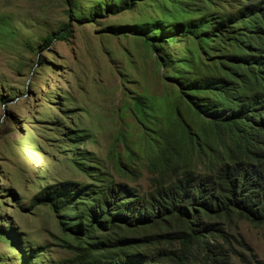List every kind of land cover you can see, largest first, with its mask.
<instances>
[{"label":"rangeland","instance_id":"1","mask_svg":"<svg viewBox=\"0 0 264 264\" xmlns=\"http://www.w3.org/2000/svg\"><path fill=\"white\" fill-rule=\"evenodd\" d=\"M98 1L73 0L69 8L64 0H0V264H19L24 253L20 248L40 250L26 264H51L70 254L60 245L65 236L57 215L46 205H31L30 198L55 181H89L70 161L74 130L90 136L78 146L92 151L115 181L145 189L152 174L146 169L151 154L145 151L142 134L158 139L152 130H163L175 107L190 123L193 120L175 83L164 77L173 71L160 65L156 56L163 55L173 67L191 55L195 62H204L202 46L210 43L176 32L172 40L166 36L155 42L156 53L130 29L112 27L159 18L161 13L198 19L212 6L225 2L223 6L231 7L224 0H136L131 9L112 13L101 7L94 13ZM89 9L91 21H84V13L82 19L76 17L78 11ZM63 24L68 30L65 39L42 41ZM198 32L200 37L211 35L205 28ZM136 94L146 100L144 110L154 114L156 123L135 115L131 99ZM190 132L192 139L180 138L176 145L174 167L190 164L202 170L205 142L216 146L224 134L219 129V137H210L206 131L200 140ZM109 148L133 167L135 175L125 177L114 170ZM228 232L236 253L227 264H264V222L235 219Z\"/></svg>","mask_w":264,"mask_h":264},{"label":"trees","instance_id":"2","mask_svg":"<svg viewBox=\"0 0 264 264\" xmlns=\"http://www.w3.org/2000/svg\"><path fill=\"white\" fill-rule=\"evenodd\" d=\"M64 1L73 7V0ZM112 1H98L94 13L101 7L112 13L131 9L136 0ZM224 1L231 7L223 6L225 2L212 6L206 18L179 19L161 13L159 18L112 27L130 29L156 53L155 42L166 36L172 40L176 32L182 38L197 36L210 43L202 46L204 62H195L191 55L173 67L163 55L156 56L160 65L173 71L164 77L175 83L193 120L190 123L175 107L164 129L152 130L158 139L142 134L148 145L145 151L151 154L146 169L152 174L145 189L115 181L92 151L78 146L90 136L74 130L70 161L89 181H55L30 198L31 205L52 209L65 236L60 245L70 254L51 264H227L236 253L229 222H264V0ZM91 9L78 11L76 17L82 19L84 13V21H91ZM204 28L215 35L200 37L198 31ZM67 33L63 24L42 41L65 39ZM131 100L140 121L142 116L157 122L152 112L144 110L142 96L136 94ZM217 112L225 114L204 117ZM191 129L200 140L206 131L210 137H219V129L224 134L216 146L205 142L208 152L201 153L205 158L202 170L190 164L174 167L176 145L184 137L192 139ZM152 141L160 145L155 148ZM189 143L193 147V141ZM127 152L135 157L133 150ZM108 153L117 173L135 175L131 165L113 156L112 148ZM20 249L24 253L19 264H26L40 251Z\"/></svg>","mask_w":264,"mask_h":264},{"label":"flooded vegetation","instance_id":"3","mask_svg":"<svg viewBox=\"0 0 264 264\" xmlns=\"http://www.w3.org/2000/svg\"><path fill=\"white\" fill-rule=\"evenodd\" d=\"M213 35H215V33H214V32H212V33H211V36H213Z\"/></svg>","mask_w":264,"mask_h":264},{"label":"clouds","instance_id":"4","mask_svg":"<svg viewBox=\"0 0 264 264\" xmlns=\"http://www.w3.org/2000/svg\"><path fill=\"white\" fill-rule=\"evenodd\" d=\"M204 1V0H203ZM205 3V2H204ZM212 33V32H211ZM211 36V35H210ZM211 38H212V36H211Z\"/></svg>","mask_w":264,"mask_h":264}]
</instances>
